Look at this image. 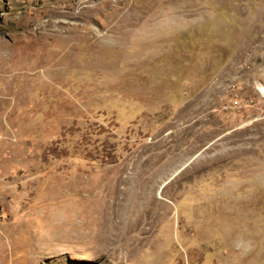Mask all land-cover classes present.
Instances as JSON below:
<instances>
[{"label":"rangeland","instance_id":"374dc122","mask_svg":"<svg viewBox=\"0 0 264 264\" xmlns=\"http://www.w3.org/2000/svg\"><path fill=\"white\" fill-rule=\"evenodd\" d=\"M0 264H264V0H0Z\"/></svg>","mask_w":264,"mask_h":264},{"label":"built area","instance_id":"2783aa9c","mask_svg":"<svg viewBox=\"0 0 264 264\" xmlns=\"http://www.w3.org/2000/svg\"><path fill=\"white\" fill-rule=\"evenodd\" d=\"M4 217V207L2 204H0V223L3 220Z\"/></svg>","mask_w":264,"mask_h":264}]
</instances>
